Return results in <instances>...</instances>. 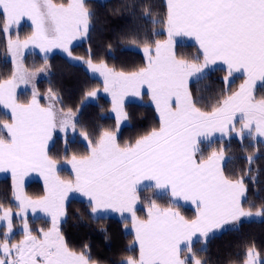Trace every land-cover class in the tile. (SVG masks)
Here are the masks:
<instances>
[{
	"label": "snow or ice",
	"instance_id": "1",
	"mask_svg": "<svg viewBox=\"0 0 264 264\" xmlns=\"http://www.w3.org/2000/svg\"><path fill=\"white\" fill-rule=\"evenodd\" d=\"M165 9L162 19H152L146 10L144 19L163 24L167 39L152 42L146 35L145 67L117 71L103 61L94 63L89 49L84 63L103 77V90L111 95L115 113V130L105 128L93 139L75 111L58 107L62 100L52 88L46 93L48 103L42 106L34 81L49 71L47 53L53 48L80 59L72 56L70 45L73 40L89 38L95 27V12L86 0H0V32L5 36L12 65L10 76L0 79V105L11 110L10 122L0 121V133H6L0 134V172L11 173L19 209L15 216L23 237L10 242L13 212L0 205L4 228L0 264H96L87 245L76 251L61 232L69 192L87 197L93 214L100 209L131 214L139 256H128L121 264H207L198 258L194 238L202 245L199 251L206 252L217 232L238 230L246 220L264 218V205L252 210L244 177L225 174V147H212L215 133L221 134V141L233 134L241 142L246 137H264V98L257 99L253 94L256 81H264V0H166ZM23 17L31 20L33 31L23 39L13 37V25ZM178 36L193 38L200 55L192 61L179 56L175 42ZM30 46L45 53L43 66H24V51ZM217 62L226 66L225 84L232 82L229 78L234 73H242L245 79L237 91L223 90L215 104L205 110L198 106L202 98L194 97L189 81L193 77L201 79L205 69ZM20 83L33 84L27 103L16 99ZM145 86L158 114V126L121 144L117 133L121 124L131 119L124 99L141 96ZM96 95L95 90L87 93L88 97ZM56 132L64 137L63 147L54 156L50 145L56 147ZM77 132L87 141L86 154L72 151ZM61 153L71 165L72 180L61 179L58 174ZM246 159L251 164L254 158ZM31 171L44 178V195L36 199L23 191V178ZM249 180L255 184L256 177L249 175ZM145 181L150 183L144 185V191H152L156 197L170 196L172 205L162 208L156 199L146 197L147 219L142 220L136 215V204ZM179 199L195 205L194 219L185 218L174 206ZM245 202L250 204L247 209ZM29 209L50 217L51 227L33 234L27 218ZM243 264H264L254 244L248 247Z\"/></svg>",
	"mask_w": 264,
	"mask_h": 264
},
{
	"label": "trees",
	"instance_id": "2",
	"mask_svg": "<svg viewBox=\"0 0 264 264\" xmlns=\"http://www.w3.org/2000/svg\"><path fill=\"white\" fill-rule=\"evenodd\" d=\"M57 3L67 2V0H55ZM91 11L96 16L93 20L95 27L90 31V36L81 44L71 47L72 56L82 60L89 58V49L92 52L94 63L105 62L110 68L117 71L132 72L146 66L144 54L132 48L134 44L143 47L146 35H150L151 41L164 40L166 29L163 24H151L144 19L147 12L151 13L152 19H162L165 12L166 0H86ZM2 28V24H0ZM24 36L32 33V28L27 24H22L12 28V35ZM152 32L160 33L151 35ZM5 36L0 32V79L10 76L12 65L10 56L5 47ZM111 45V47H109ZM177 54L185 59L194 60L200 51L191 43L176 44ZM195 56V57H194ZM7 57V62H5ZM194 57V58H193ZM26 68L35 69L44 65V58L31 53L23 57ZM47 64L50 66L47 73H41L36 77L35 86L40 93L41 105L47 104L46 93L52 88L61 98L62 104L58 105L65 109L71 108L77 113L81 125L86 127L93 139L98 133L108 127L115 129V119L109 115L111 102L99 93L94 100H86L89 91L102 89L103 83L96 77H92L84 64L70 62L61 54H53L47 57ZM226 68L216 66L198 81L192 82L189 87L195 98H202L198 106L210 109L215 104L216 99L222 95V91L230 89L235 91L240 84L242 77L233 76L230 84H225L223 77L226 75ZM254 93L257 99L264 98V86L257 87ZM143 103H127L125 110L130 114L129 123L118 132V139L121 144L134 141L138 136L150 131L158 126V116L154 108L147 101L145 94ZM31 95L21 93L17 100L20 103H27ZM8 120L7 116L0 109V121ZM79 128V126H78ZM6 135V133H0ZM55 148H51V153L55 156L57 149L63 147L62 135H56ZM76 145L79 147L77 148ZM225 147L226 163L224 164L225 174L233 178L243 176L248 188L247 198L251 202L252 210L264 205V144L245 138L242 142L240 138L231 137L213 140L212 147ZM73 147L80 149V154H86V149L82 148L76 141ZM207 154L206 144H201ZM84 149V150H83ZM78 153V152H76ZM79 154V153H78ZM252 156L254 159L249 164L246 157ZM63 160L61 153L57 158ZM251 169L250 173L248 172ZM63 170H59L62 175ZM247 173V174H246ZM249 175L256 177L255 184L249 180ZM24 192L27 196L38 198L44 195L41 182L33 181L25 185ZM141 200L146 197L156 199L161 207L172 205V200L167 197H156L152 191L140 189ZM13 190L12 180L9 177L0 178V205L4 208H14L16 205L12 201ZM148 200V199H147ZM180 213L187 219L195 218V211L188 207L174 205ZM248 202L244 203L247 209ZM147 206L136 209V215L140 219H147ZM67 216L60 224V229L70 248L81 251L87 245L93 261L96 264H121L128 256H139V247L135 243V236L127 226L131 223L128 219L115 216L91 213L87 200L73 198L66 204ZM33 234L39 235V230L50 228V221L46 219L28 220ZM17 224V220H14ZM22 232H17L11 239L20 240ZM255 245L256 251L260 253V258H264V218L261 220H250L240 224L238 230H228L217 232L208 245L206 252H200L202 247L196 241L193 243L194 250L197 251L198 258L207 261V264H243L248 247ZM133 245H135L133 249ZM133 249V250H130ZM264 262V261H262Z\"/></svg>",
	"mask_w": 264,
	"mask_h": 264
},
{
	"label": "rangeland",
	"instance_id": "3",
	"mask_svg": "<svg viewBox=\"0 0 264 264\" xmlns=\"http://www.w3.org/2000/svg\"><path fill=\"white\" fill-rule=\"evenodd\" d=\"M16 25H13V27H15ZM32 31H33V29H32ZM24 34H25V32L23 31V36L21 37L22 39L23 38H25V37H27L28 35H30L31 34V32H30V34H27L26 33V36H24ZM165 39H167V32H166V38ZM164 39V40H165ZM87 40V38H82V39H76V40H73L72 41V43H71V45H70V48L71 47H73V46H75V45H78V44H81V43H83V42H85ZM132 48H134V49H137V50H139L140 52H142L143 54H144V52H143V47H138L136 44H134V42H133V44H132V46H131ZM28 53H31V55L32 56H35V55H39V56H41V57H43L44 58V56H45V53H43V52H41L40 50H39V48H36V47H34V46H30L28 49H26L25 51H24V56L26 55V54H28ZM61 54V55H63V56H65L70 62H73V63H79V64H84V66L86 67V69H87V71H88V73L92 76V77H96V78H98V80H100L102 83H103V77L102 76H100L99 75V73H93L90 69H88V67H87V64L86 63H84V61L85 60H82V59H78V60H74V59H72V58H70V57H68L67 56V53H65L62 49H60V48H53L50 52H48L47 53V57L48 56H52L53 54ZM199 56V55H198ZM74 57V56H73ZM144 57H145V55H144ZM195 57V56H194ZM193 57V58H194ZM145 61H146V64H147V60H146V57H145ZM190 61H192V60H190ZM210 67H212V68H214V67H216L215 65L213 66H210ZM223 67V66H222ZM212 68H209V69H205V73L202 75V77L207 73V71L208 70H210V69H212ZM224 68H226V67H224ZM233 76H238V75H235V74H233ZM240 77H242V80H241V82H240V84H238V86H237V88H236V90L235 91H237L238 89H239V86L244 82V77L243 76H240ZM230 79V81H231V79H233L232 77H230L229 78ZM194 81H196V78L195 77H193V78H190V81H189V85L192 83V82H194ZM36 82V79H35V81H34V83ZM261 86V85H260ZM260 86H253V90H254V92H253V94L256 92V90L258 89L257 87H260ZM262 86H264V85H262ZM32 90H33V84L32 83H28V84H25V83H20L18 86H17V88H16V99H17V97H18V95L19 94H21V93H27V91L29 92V94L31 95V98H32ZM99 93H101L103 96H105V98H107L110 102H111V105H110V108H109V115H111V117H113L114 119H115V113H113L112 112V97H111V95L109 94V93H106V92H104V90H103V87H102V89H98L97 90V95L99 94ZM147 95V101L149 100V103L152 105V107L154 108V110H155V105L152 103V101H151V98H150V94H149V91H148V89H147V87L145 86L142 90H141V96H132V95H128V96H126L125 97V99H124V105H126L127 103H143L144 102V100H146V98L144 97V95ZM96 95V96H97ZM95 96V97H96ZM95 97H88L86 100H94L95 99ZM31 100V99H30ZM29 100V101H30ZM18 101V100H17ZM19 102V101H18ZM47 103H48V101H47ZM43 106V105H42ZM59 107V106H58ZM0 109H1V111H3L7 116H10V118H11V115H9V113H7V111H6V109H3L2 108V106L0 105ZM155 113H156V111H155ZM156 115L158 116V114L156 113ZM3 121V120H2ZM129 123V121H125V122H123L122 124H121V127H120V130L122 129V127H124V126H126L127 124ZM237 128H239V119L237 120ZM107 129H112V130H115V129H113V126L112 127H108ZM119 130V131H120ZM78 131H79V128H78ZM56 135H62V133H60V132H56V133H54V137L53 138H56L57 136ZM117 135H118V133H117ZM75 136H76V141H78L79 143H80V145H81V147L82 148H85L86 149V153H87V141H83V139H82V137H80L79 136V134H78V132L75 134ZM232 137H236V138H239V137H237V136H232ZM226 138H229V137H226ZM55 141V140H54ZM51 146V145H50ZM76 147L78 148L79 146L78 145H76ZM84 150V149H83ZM72 151H74V152H78L79 154H80V149H76L75 147H73L72 146ZM226 156V158H228V156L227 155H225ZM59 170H63L62 171V175L63 176H61V175H59L60 176V178L61 179H64V180H72V179H74V173H73V171H72V168H71V165L70 164H68L67 163V161L65 160V159H63V160H60V161H58V174H59ZM33 181H35V180H33ZM33 181H30V182H33ZM37 181V180H36ZM29 182V183H30ZM42 187H43V190H44V187H45V184H43L42 185ZM140 189H144V187H140ZM23 191H24V184H23ZM25 193V192H24ZM167 197H169L171 200H172V198L170 197V196H167ZM32 198V197H31ZM75 199V198H77V199H81V200H87L88 201V198H85V196H83L81 193H79V192H69V194H68V199H67V201H66V204H67V202L69 201V200H71V199ZM33 199H36V198H33ZM12 201H13V203L16 205V207H14V208H11L12 209V212H13V222H14V220H17V224H15L14 223V229H13V236H12V238L15 236V234L17 233V232H21V223H20V220L18 219V218H16V216H15V214H16V212L19 210L18 209V207H17V203L18 202H16L15 201V199H14V195H13V198H12ZM176 204H178V203H176ZM180 206H183V207H187V206H184V205H182V204H179ZM141 206H147L146 208H147V211H148V200L146 199L145 201H144V199H140L138 202H137V204H136V209H138V208H140ZM161 207V206H160ZM166 207H168V206H166ZM162 208H165V207H162ZM189 208V207H188ZM97 213H101L102 215H108V216H115V217H118V218H122V219H128V220H130L131 221V214L130 213H127V212H125V213H120V212H117V211H114L113 209H100V210H98V212ZM97 213H95V215L97 214ZM27 218H28V220L29 219H40V218H42V219H46V220H49L50 221V217H48V216H46L43 212H41V211H39V210H37V212L36 213H33L32 211H31V209H29L28 210V213H27ZM65 218H63L62 219V221L64 220ZM261 220L262 218H260V217H254V218H252L251 220ZM246 221H248V220H246ZM245 222V221H244ZM243 223V222H242ZM2 224H3V222H0V238H2V234H3V231H4V228H3V226H2ZM50 224H51V221H50ZM240 226V225H239ZM29 227H30V225H29ZM50 227H51V225H50ZM31 228V227H30ZM127 230H131L132 232H133V234H134V236H135V231H134V229L132 228V221H131V223L127 226V228H126ZM46 231V230H45ZM40 234V233H39ZM38 235V234H37ZM11 238V239H12ZM23 238V237H22ZM21 238V239H22ZM17 241H19V240H14L13 242H17ZM196 240H194V242H195ZM11 242V241H10ZM193 242V243H194ZM139 247V246H138ZM262 261H264V258L263 259H261Z\"/></svg>",
	"mask_w": 264,
	"mask_h": 264
},
{
	"label": "crops",
	"instance_id": "4",
	"mask_svg": "<svg viewBox=\"0 0 264 264\" xmlns=\"http://www.w3.org/2000/svg\"><path fill=\"white\" fill-rule=\"evenodd\" d=\"M22 24H27V25H29L33 29L32 22L27 17H23L20 20L19 24L16 25V26H19V25H22ZM175 42H176V44L183 43V42L191 43V44L195 45L198 48V50H199L198 44L191 37L178 36V37L175 38ZM215 66H223V67H226V66H224L223 64H221L219 62H217V64H215ZM210 68H212V67H210ZM234 74L235 75H238V76H243L244 77V75L242 73H234ZM244 79H245V77H244ZM260 85H264V81L257 80L254 86H260ZM253 92H254V90H253ZM1 106H2L3 109H6V108H4L3 105H1ZM6 111H7V113H9V115H11V110L10 109H6ZM238 119H239V114H237V120ZM220 136H221L220 133H215L214 136H213V138H212V141L213 140H216V139H220ZM233 136H236V135L233 134ZM53 137H54V134H53ZM224 138H226V137H224ZM256 140L264 144V137H257ZM2 177H9L12 180V176H11V173L10 172H0V178H2ZM33 180H35V181L37 180V181L41 182L42 185L44 184V178H43V176H41L39 172L31 171L26 176H24V178H23L24 187L30 181H33ZM12 183H13V181H12ZM148 183H150V182L145 181V182L142 183V185L140 187H144V185L145 184H148ZM85 198H87V197H85ZM176 203L182 204V205L187 206V207L193 209L194 211H196L195 205H193L190 201H184L183 199H179V200L176 201ZM97 215L98 216H101L102 214L101 213H97ZM194 240H195V238H194Z\"/></svg>",
	"mask_w": 264,
	"mask_h": 264
}]
</instances>
